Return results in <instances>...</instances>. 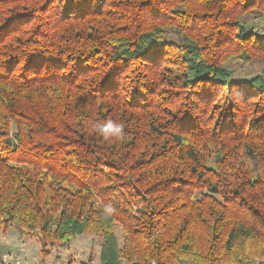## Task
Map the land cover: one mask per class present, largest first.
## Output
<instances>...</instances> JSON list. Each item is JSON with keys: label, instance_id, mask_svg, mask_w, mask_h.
<instances>
[{"label": "trees", "instance_id": "trees-1", "mask_svg": "<svg viewBox=\"0 0 264 264\" xmlns=\"http://www.w3.org/2000/svg\"><path fill=\"white\" fill-rule=\"evenodd\" d=\"M252 15L264 0H0V230L93 233L100 264H264V73L227 67L264 56Z\"/></svg>", "mask_w": 264, "mask_h": 264}, {"label": "rangeland", "instance_id": "rangeland-1", "mask_svg": "<svg viewBox=\"0 0 264 264\" xmlns=\"http://www.w3.org/2000/svg\"><path fill=\"white\" fill-rule=\"evenodd\" d=\"M260 15L244 18L246 31L258 30L262 34ZM227 67L233 70V77L250 79L253 75L264 73V56L253 60L231 59ZM13 128L10 129L9 136ZM119 237L121 229L117 228ZM102 239L93 233H82L66 243H43L38 231L25 232L11 226L0 230V259L8 264H78L90 258V264H100L99 250ZM47 251V252H46ZM46 253V254H43ZM189 264V263H186Z\"/></svg>", "mask_w": 264, "mask_h": 264}, {"label": "clouds", "instance_id": "clouds-1", "mask_svg": "<svg viewBox=\"0 0 264 264\" xmlns=\"http://www.w3.org/2000/svg\"><path fill=\"white\" fill-rule=\"evenodd\" d=\"M94 129L101 134L104 139L115 138L123 135L124 126L121 123H117L114 120L108 119L102 124H96L93 126ZM107 211L111 212L112 209L109 208Z\"/></svg>", "mask_w": 264, "mask_h": 264}, {"label": "built area", "instance_id": "built-area-1", "mask_svg": "<svg viewBox=\"0 0 264 264\" xmlns=\"http://www.w3.org/2000/svg\"><path fill=\"white\" fill-rule=\"evenodd\" d=\"M152 264H154V262H152Z\"/></svg>", "mask_w": 264, "mask_h": 264}]
</instances>
